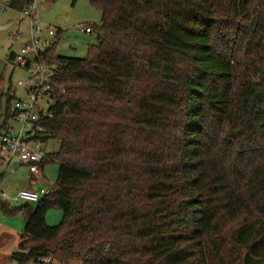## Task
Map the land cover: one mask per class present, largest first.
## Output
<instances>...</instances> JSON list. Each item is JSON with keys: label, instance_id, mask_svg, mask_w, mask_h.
<instances>
[{"label": "trees", "instance_id": "16d2710c", "mask_svg": "<svg viewBox=\"0 0 264 264\" xmlns=\"http://www.w3.org/2000/svg\"><path fill=\"white\" fill-rule=\"evenodd\" d=\"M88 1V56L55 58L57 39L44 54L55 184L35 206L0 200L27 220L10 261L264 264V0Z\"/></svg>", "mask_w": 264, "mask_h": 264}, {"label": "rangeland", "instance_id": "374dc122", "mask_svg": "<svg viewBox=\"0 0 264 264\" xmlns=\"http://www.w3.org/2000/svg\"><path fill=\"white\" fill-rule=\"evenodd\" d=\"M2 5L6 6L5 11H2ZM37 9V24L43 30L42 34L37 35L40 41L38 45L39 50H48L57 39L59 43L55 46V58L85 59L88 56L89 46L96 44L97 41L94 35L85 34L82 32V29L87 25H99L102 18L100 11L93 7L88 0H77L76 3H73V0H38ZM11 22H14V25L0 30V91L5 95L1 104L3 114L7 109L8 95L15 98L12 101V106L19 101L28 102L27 90L34 86V77L31 70L20 67L18 62L9 61V56L12 53L19 54L22 48L30 42L29 21L21 13L10 9L8 1L2 2L0 0V26L8 25ZM49 30L54 31V37L48 36ZM19 82H23L27 86H20ZM40 102L41 107L46 109L45 100ZM4 120L5 118L2 117L1 124ZM8 124L11 133L19 129L14 119H10ZM59 147L60 145L57 141H51L45 149L49 153H53ZM0 156L2 159L8 161L9 155L6 152L0 151ZM16 161L14 159V162ZM46 167L47 170L44 176L45 184L52 186L58 177L59 167L57 164H47ZM29 172L28 167L24 165L15 170L11 164H0V176H3L4 179L2 180L3 182L0 181V189L7 192V194L11 193L13 189L15 190L19 186L16 183V179L27 180L30 174ZM24 205H27V203H12V206L17 208ZM12 218L0 210V251L2 252L0 264H17L10 261L11 254L17 250V244L15 245L16 241L10 236L6 237L3 234L4 232L1 231V228L5 229V225ZM61 220L62 212L60 210H51L46 217L47 224L50 227L57 226ZM21 231L19 230V232ZM15 237L18 239V235ZM28 264L35 263L30 262ZM53 264L60 263L54 260Z\"/></svg>", "mask_w": 264, "mask_h": 264}, {"label": "built area", "instance_id": "2783aa9c", "mask_svg": "<svg viewBox=\"0 0 264 264\" xmlns=\"http://www.w3.org/2000/svg\"><path fill=\"white\" fill-rule=\"evenodd\" d=\"M8 1V0H1ZM37 1L33 2L21 14L29 21L30 42L27 43L19 54L14 56L13 62L27 70H31L34 86L27 90L29 97L28 102H17L11 106V113L14 121L17 122L19 129L14 133L10 132L0 137V151L6 152L8 161L0 158V164H11L14 158L25 164L30 171L32 180H39L43 173V162L45 159V146L41 140L42 129L39 124L46 119L52 118L50 112L51 107L56 102V88L53 84L55 76V65H51L45 58V51L39 50L40 41L37 35L42 34V28L37 24L38 9ZM2 11L6 10V6L2 5ZM82 32L92 34L91 28L87 25ZM49 37H54L52 30L48 32ZM34 64V65H33ZM20 86H27L23 82H19ZM62 91L60 95H63ZM46 102L47 108L41 107L40 101ZM1 181V179H0ZM51 190L48 188H40L34 190H20L15 195H9L0 189V200L8 203L26 202L31 204L39 203L45 196L49 195ZM42 264H53L54 259L47 257L41 260Z\"/></svg>", "mask_w": 264, "mask_h": 264}, {"label": "crops", "instance_id": "0c3cea01", "mask_svg": "<svg viewBox=\"0 0 264 264\" xmlns=\"http://www.w3.org/2000/svg\"><path fill=\"white\" fill-rule=\"evenodd\" d=\"M9 24H10V26L11 25H14V22H11ZM12 54L14 56L17 55V53H12ZM9 130H10V128H8V131L6 133L10 132ZM49 143H48V145H49ZM48 145H46L45 148H47ZM45 153L46 154L49 153L47 151V149H45ZM0 158H1V156H0ZM14 159L17 160V161L14 162ZM14 159L12 160L11 165H13V168L15 170L16 169H19L23 165L26 166L25 164L21 163L17 158H14ZM16 163H19V165H15ZM46 168H47L46 166L43 167L42 177L39 180H34L33 181L32 178H31V176H30V174H29L28 179L25 180V181L16 179V183H18L19 186L15 190L13 189L11 191V193H8V194L9 195H15L20 190H34V191H37L40 188H48V189H50L51 186H48L47 184H45V179H44V176H45V173H46V170H47ZM2 180H4L3 177L1 178V181ZM1 191L5 192L4 190H1ZM27 205L35 206L36 204L27 203ZM11 207L12 208H17V207L12 206V204H11ZM26 225H27V220L24 218L23 214H17L15 216H13V218L9 221V223H7L5 225V229L6 230L4 228H1L2 229L1 231L4 232L3 234H5L6 237L10 236V237L14 238V240L16 241V242L14 241L15 242V245H16V244H18L19 236L21 234H23V231H24ZM21 226H22V228H23V226H25V227L22 229ZM19 230H22V231L19 232ZM16 235H18V239L15 237ZM0 257H2V252L1 251H0Z\"/></svg>", "mask_w": 264, "mask_h": 264}, {"label": "water", "instance_id": "95a60500", "mask_svg": "<svg viewBox=\"0 0 264 264\" xmlns=\"http://www.w3.org/2000/svg\"><path fill=\"white\" fill-rule=\"evenodd\" d=\"M9 26H10V24L5 25V26H0V30H4V29L8 28ZM15 165H19V163H16Z\"/></svg>", "mask_w": 264, "mask_h": 264}]
</instances>
